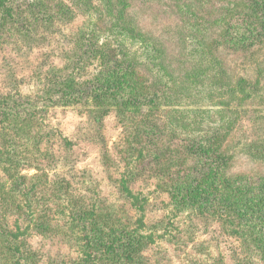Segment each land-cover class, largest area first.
Instances as JSON below:
<instances>
[{
    "label": "rangeland",
    "instance_id": "1",
    "mask_svg": "<svg viewBox=\"0 0 264 264\" xmlns=\"http://www.w3.org/2000/svg\"><path fill=\"white\" fill-rule=\"evenodd\" d=\"M57 1L50 0L49 4ZM33 2L4 0L13 7L11 16L0 13V206L8 203L6 211L0 207V264H80L85 260L80 253L81 229L69 225L66 194L79 204L98 206L115 228L135 230V212L120 191L121 178L132 191L147 197L144 226L132 232L141 238L143 246L142 258L134 264H264V249L242 245L237 234L229 231L222 209L199 213L201 208L189 204L173 207L174 200L166 191L174 185H169L168 173L180 169L181 175L186 168L195 173L208 165L202 152L192 153L185 166L166 163L169 155L181 154L183 147L179 145L189 144L193 135L169 137L161 125L165 122L161 110L151 108L144 95L137 97L136 91L135 102L104 114L106 107L97 106L85 94L101 68L91 57L92 46L82 45L81 52L78 50L87 41L82 37L86 17L75 11L64 23L52 18L54 13L47 9H35ZM155 14L139 13L138 17L154 19ZM96 22L102 26V21ZM145 30L168 39V50L178 55L174 30ZM242 36H237L233 50L220 47L218 54L233 84L253 76L252 67H257V62L264 66V44H253L248 50L253 54L246 59L242 40H238ZM184 57L187 60L175 75L184 74L182 67L195 66L192 57ZM173 63L177 65L176 60ZM141 66L132 80L145 90L155 73ZM257 71L263 88L259 94L264 93V68ZM66 75L75 89L57 101L55 94L63 93L60 82ZM250 100L237 108L236 120L223 141L230 146L232 158L224 162L218 158L214 163L220 164L224 187L223 181L233 175L245 180L247 187L264 180V160L259 153L264 149V104ZM183 103L188 106L187 101ZM17 112L18 119H14ZM6 117L9 120L1 122ZM23 122V128L18 129ZM201 140L206 137L201 136ZM31 175H38L33 191L28 187L31 180L20 178ZM27 198L33 210L18 211V203L23 206ZM18 232L24 233L19 241ZM96 264L116 263L104 258Z\"/></svg>",
    "mask_w": 264,
    "mask_h": 264
},
{
    "label": "trees",
    "instance_id": "2",
    "mask_svg": "<svg viewBox=\"0 0 264 264\" xmlns=\"http://www.w3.org/2000/svg\"><path fill=\"white\" fill-rule=\"evenodd\" d=\"M49 3L50 0H34L33 6L39 11L47 9L54 13L52 18L64 23L75 11L86 17L87 28L82 37L87 41L81 43L78 50L81 52L82 45L92 46L94 55L91 57L98 60L101 67L85 91L87 98L97 106L106 107L102 110L105 114L113 107L119 111L135 102L134 91L137 97L139 93L143 94L151 108L161 110L165 120L161 125L169 137L193 135L192 139L188 138L191 139L189 144L179 145V148L183 147L181 154L176 157L169 155L166 163L185 166L192 153L202 152L206 156L208 165L203 170L193 173L186 168L188 170H183L181 175H178L180 169L168 173L169 185H174L166 191L174 200L173 207L189 204L201 208L199 213L220 208L226 215L229 231L237 234L242 245L264 249V180L258 179V184L247 187L245 180L243 182L233 175L223 181L227 186L224 187L219 173L220 164H214L218 158L224 162L233 156L230 146L223 141L236 120L237 108L250 99L252 103L257 99L256 103L264 104V93L258 94L263 88H260L259 77H256L257 70L264 66L257 62V67H252L253 76L240 78L233 84L218 55L220 47H233V50L239 35H243L238 40H242L241 48H244L246 59L253 54V50L248 51L253 44H264V0H58L54 4ZM12 8L0 0L3 17H10ZM28 11L31 12V8ZM139 13H156L155 20L150 16L142 19L138 17ZM164 14L167 17L161 18ZM96 21H102V26L99 27ZM151 27L176 32L178 55L168 50L171 45L168 39L153 36L145 30ZM185 54L195 60V66L182 67L184 74L175 75L187 60L184 59ZM77 58L82 60L81 55ZM141 65L155 73V79L145 90L137 88L132 80L134 71ZM76 69L74 66L73 70ZM63 77L60 82L63 93L60 96L55 94L57 101L75 89L72 79L67 75ZM183 101L188 102L187 107ZM207 103L218 104V107H206ZM162 105L168 107L162 109ZM13 118L18 119V112ZM6 120L9 119L6 117L1 122ZM24 124H20L18 129L21 130ZM201 136L206 137L204 142ZM197 138L200 139L194 142ZM259 153L264 160V149ZM140 155L141 151L137 157ZM34 169L38 170V166ZM20 178L31 180L29 190L35 189L37 184L33 181L38 175ZM54 185L57 187V182ZM120 185V191L135 212L137 228L133 231L115 228L98 206L82 205L65 195L69 225L73 229L78 225L82 232L80 253L85 255V260L80 264H96L104 258L110 263L134 264L142 258L141 238L132 232L144 226L147 197L132 191L124 178L120 179ZM60 199L58 196L56 204L59 205ZM0 207L6 211L8 203ZM16 207L18 211L32 209V204L27 198L23 206L18 203ZM244 227L247 229L243 230ZM23 234L18 232V241ZM261 254L264 262V251Z\"/></svg>",
    "mask_w": 264,
    "mask_h": 264
}]
</instances>
